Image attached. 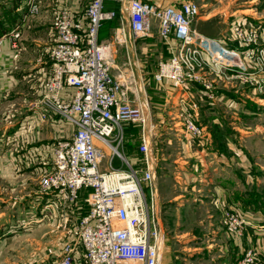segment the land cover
Returning a JSON list of instances; mask_svg holds the SVG:
<instances>
[{"label": "built area", "instance_id": "2783aa9c", "mask_svg": "<svg viewBox=\"0 0 264 264\" xmlns=\"http://www.w3.org/2000/svg\"><path fill=\"white\" fill-rule=\"evenodd\" d=\"M42 1L24 4L22 19L0 36V50L5 42L11 49L20 50L23 30L39 13ZM53 2L57 4L51 23L54 44L48 50L51 68L38 98L29 106L22 129L33 122L62 127L58 138L26 151L18 163L38 173L36 206L32 208L35 222H47L52 215L50 221L60 217V222L68 224L72 214L84 210L74 237L63 245L52 264H160L162 234L154 219L156 161L150 155L152 130L146 128L150 108L147 112L145 104L139 103L132 63L112 74L114 44L101 39L100 31L105 23L119 20V42L128 44L133 38L150 35L152 19L160 22V37L172 47V57L160 61L155 80L173 83L177 116H185V135L196 141H202L205 132L197 121L198 103L189 87L201 79L190 72L195 70L194 62L207 59L213 66L238 70L242 76L247 71L237 61L240 58L230 53L227 43L194 27L201 8L192 0H181L177 5L153 0ZM108 2L120 3V13L108 9ZM259 76L264 78L263 73ZM211 87L206 85L207 95ZM132 124L142 127L140 149L144 154L134 162L121 152ZM106 149L110 154L104 166ZM116 156L124 167L114 166ZM84 191L88 192L84 201L87 207L81 205ZM224 214L231 230V226H248L241 213L225 210ZM230 215L236 220L232 225L227 220H231ZM232 233L240 238L236 230ZM251 253L246 252L238 264H251Z\"/></svg>", "mask_w": 264, "mask_h": 264}, {"label": "rangeland", "instance_id": "374dc122", "mask_svg": "<svg viewBox=\"0 0 264 264\" xmlns=\"http://www.w3.org/2000/svg\"><path fill=\"white\" fill-rule=\"evenodd\" d=\"M27 1L0 0V7L9 12L23 14ZM153 1L177 5L180 0ZM192 1L201 8L200 18L194 22V27L205 36L227 43L230 53L240 58L237 61L247 71V76H242L238 70L233 72L213 66L207 59L203 61L198 59L194 62L195 70L190 72L201 79L199 83L188 84L192 91V99L198 103L197 121L205 132V138H200L202 141L195 143L191 136L185 135L183 128L185 116L183 114L177 116V91L174 90L173 83L169 80L157 83L155 80L160 61L172 57V47L167 46L160 37V22L152 19L150 35L145 38H133L129 45L126 42H119L120 26L115 20L105 26L102 34L114 44L113 71L119 72L129 66L132 60H129V51L130 57L137 55L140 63L146 66L144 73L149 82L145 86L140 84L143 95L139 103L141 101L145 104L147 112L150 108L149 126L146 128L152 130L150 155L152 159L154 156L156 161L154 187L157 195L154 219L162 234L160 264H169V256L175 255L177 251L183 249L189 251L195 247L211 250L210 255L214 256L215 260L213 263L218 264L223 258L220 257V246L230 242L229 237H233L232 231L236 230L241 239L250 228V220L259 213L253 206L245 207L249 205L252 195L254 198L258 196V202L264 207V78L259 76V73H263L264 76V24L256 22L264 20V0ZM55 3H52V0H43L39 13L33 17L34 19L30 18L32 23L29 27L37 25L47 15L52 23L57 4ZM21 6L23 9L17 11ZM29 27L27 29L30 30ZM240 30H243V33ZM37 59L48 63L50 56L45 52ZM42 77L39 78L40 85L43 84ZM26 85L30 84L22 85L23 90L29 89ZM206 85L212 86L208 95ZM12 99L11 97L9 101L14 102ZM31 103L32 101L28 102L27 106ZM11 104L7 109L4 107L0 110V127L7 121L4 112L16 111L19 108L17 105L15 107V103ZM141 133L142 127L137 124L130 125L126 145L121 148L122 154L132 162L144 156L140 149ZM208 140L212 142V149L219 156L222 155L223 148L225 155L229 148V158L225 156L228 159L225 162L231 165V205H227L225 201L223 204L214 190L221 183L219 176H214V173L213 178L209 170L203 172L207 165L199 158L202 155L197 156L199 151L200 154L206 153ZM109 154L110 151L106 149L104 166H107ZM115 158L114 166L124 167L122 160L117 156ZM29 171L24 170L21 174L26 177L22 178L0 174V264L54 263L63 245L74 237L76 227L84 213V210H81L78 215L72 214V220L68 224L60 222V217L55 218L56 222L50 221L52 215L48 216L47 222H35L37 218L32 214V208L36 206L35 194L39 180L35 175L29 176ZM36 175L38 176V173ZM255 188L260 189L252 191ZM87 193V191L81 193L83 207L86 206L84 201ZM71 208L73 210L75 206ZM225 210H231L232 214L241 213L248 226L241 225L240 228L237 225V229L231 226L233 229L231 230L225 224ZM150 213L152 216V209ZM230 217L231 220H227L231 221L232 225L236 220L233 216ZM193 236L198 240L187 243V247L184 248L186 240ZM233 238L238 239L237 236ZM246 252H252L251 264H264V256L259 248H250Z\"/></svg>", "mask_w": 264, "mask_h": 264}, {"label": "crops", "instance_id": "0c3cea01", "mask_svg": "<svg viewBox=\"0 0 264 264\" xmlns=\"http://www.w3.org/2000/svg\"><path fill=\"white\" fill-rule=\"evenodd\" d=\"M106 7L108 9H115L118 13H120L121 4L118 2H108ZM14 13L17 19L16 22L22 19L23 14H18L17 12ZM8 15V12L0 7V22L6 20ZM47 17L48 15L32 28L29 27L32 20L30 19L27 22V26L23 30L19 51L11 49L8 42H5L0 50V110L4 107L7 109L11 103H15V107L16 105L19 106L16 111L9 110L4 112L7 121L5 124H2V127H0V174H5V176L6 174H9L10 176L13 175L14 177L22 178L26 176H22L21 173H23L24 170H30L29 176L33 177L35 175L38 179L39 177L33 169L24 167L23 165L18 166V163H20L19 161L24 155H27L26 151L30 152L33 148L35 150L43 144L54 141L58 138L61 131L62 125H54L52 122H33L30 125L27 124L25 130L22 129V124L27 122V115L29 114L30 104L27 106V103L31 101L33 102L38 98L42 87L40 83L38 84L40 80L39 78L44 76L41 80L45 79L49 69L51 68V61L46 63V61L40 62L37 59L41 53H48L49 48L54 44L51 23ZM254 19L258 20L257 17H254ZM115 21L120 26L119 20ZM111 22L112 21L103 25L100 31L101 39L108 40V38L102 34L105 26ZM256 22L264 24V20ZM28 27L30 30L27 29ZM26 33L27 36H25ZM130 42L131 40L128 45ZM131 44L133 47V43ZM128 53L129 60L132 59L130 62L132 63V70L134 72L136 85H138V87H136V90L138 88V98L141 99L140 97L143 95V92L141 91L140 84H144L145 86L148 85L149 82L148 79H146V73H144L146 66L140 63L137 55L130 57V51ZM117 73V70L112 71L113 75H117ZM24 84H30L26 85L29 87L28 90H23L21 86ZM166 94L169 96L168 92H166ZM11 97L14 99V102L9 101ZM131 98H133L132 95ZM15 101L18 102L16 103ZM196 142L198 141L195 140V143ZM211 144L212 142L208 140V146L207 149H205L206 153L202 152V154H200L201 152L199 151L197 156L202 155V157L199 158H202L203 162L205 161L204 163L207 165L205 166L203 172L209 170V173L212 174V176L214 173V176H219L218 179H221V183H219V186L217 185L214 190H216L219 199L223 201V204L226 202L228 203L227 205H231V165H229L228 162H225V160L228 159L225 158L224 155L219 156V154H216L213 151ZM203 162L202 164L205 165ZM220 162L223 163H221L222 166L220 165ZM224 165H227V168L224 167ZM252 219L253 220H250V228H248L245 236L241 239L229 237L230 242H226V244H222V246H220V257L223 258L218 261V264H237L250 248H259L260 253L264 256V214L256 213L255 217ZM201 223L204 222L201 221ZM195 240H198V238L193 236L190 240H186V242L184 241V248L187 247V243L189 244V242H194ZM210 252L211 250L206 251L202 248L196 247L189 251L183 249L177 251L175 255L171 254L168 261L169 264H214V256L210 255ZM174 259L176 260L174 261Z\"/></svg>", "mask_w": 264, "mask_h": 264}, {"label": "trees", "instance_id": "16d2710c", "mask_svg": "<svg viewBox=\"0 0 264 264\" xmlns=\"http://www.w3.org/2000/svg\"><path fill=\"white\" fill-rule=\"evenodd\" d=\"M7 12L9 14L8 18L6 20L0 22V36L2 34H4L5 32L9 31V29L16 23V20H17L16 19V15L14 14V11L13 12L7 11ZM224 140H225V138L223 139V141ZM227 143H228V140H227ZM216 150L218 151V149H216ZM222 155L227 156V158H229V148H228V152L226 153V155H225V151H224V148H223ZM257 190H259V189L255 188V190H252V191L256 192ZM258 200H259L258 196L256 198H254L253 195H252V199H250V201L248 202L249 205H247V206L245 205V207L249 208V207L253 206V208H255L256 211H258L259 213L264 214L263 213L264 207L262 206V203L258 202Z\"/></svg>", "mask_w": 264, "mask_h": 264}, {"label": "bare ground", "instance_id": "6f19581e", "mask_svg": "<svg viewBox=\"0 0 264 264\" xmlns=\"http://www.w3.org/2000/svg\"><path fill=\"white\" fill-rule=\"evenodd\" d=\"M140 88H141V87H140ZM148 124H149V122H148ZM148 124H147V126H149ZM232 236L235 237L234 235H232Z\"/></svg>", "mask_w": 264, "mask_h": 264}]
</instances>
